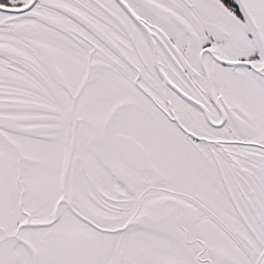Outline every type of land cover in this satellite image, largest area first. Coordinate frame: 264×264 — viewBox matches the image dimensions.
<instances>
[{
	"label": "snow or ice",
	"instance_id": "obj_1",
	"mask_svg": "<svg viewBox=\"0 0 264 264\" xmlns=\"http://www.w3.org/2000/svg\"><path fill=\"white\" fill-rule=\"evenodd\" d=\"M0 264H264V0H0Z\"/></svg>",
	"mask_w": 264,
	"mask_h": 264
}]
</instances>
